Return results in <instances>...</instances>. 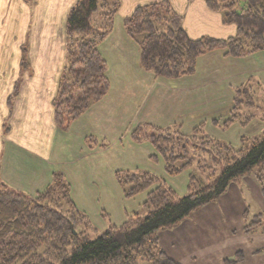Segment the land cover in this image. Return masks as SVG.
Segmentation results:
<instances>
[{
  "label": "crops",
  "instance_id": "1",
  "mask_svg": "<svg viewBox=\"0 0 264 264\" xmlns=\"http://www.w3.org/2000/svg\"><path fill=\"white\" fill-rule=\"evenodd\" d=\"M20 1L17 8L24 9L21 21L29 32L28 2ZM76 1L49 0L38 7L35 23L39 20L40 26L32 34L31 48L26 52L28 67L24 69V42L12 56L7 48V42L13 40V22L6 14L11 7L7 2L11 4L12 0H0V175L10 186L33 193L50 184L55 170L62 171L77 180L75 187L71 186L77 205L106 228L123 223L128 213L139 212L146 199V194L126 198L115 178L116 170H149L167 181L175 180L166 173L163 159L151 158L155 153L151 143L132 140L131 132L137 124H182L185 131H191L205 122L210 134L235 145L244 135L254 137L247 129L255 122L259 121L264 130L263 116H255L247 125L235 122L228 128L215 123L231 116L238 87L249 82L264 96V49L244 57L227 56L217 49L201 55L192 74L179 78L155 76L141 66L139 45L123 25L137 7L168 1L182 15V25L194 39L235 36L237 24L226 21L224 13L211 9L206 0H119L114 29L100 43L108 64L110 92L63 130L55 123L52 102L68 62L66 23ZM46 11L51 19L44 18ZM55 14L63 15L62 25L46 31V26L56 24ZM16 86L19 91L10 106ZM14 112L20 121L17 132L7 130L5 123ZM237 125L236 143L227 141L228 132ZM90 135L96 140H91L93 146L88 143ZM47 143L50 148L46 152ZM183 184L187 188L188 179ZM95 202L101 206L99 215L91 212ZM246 210L248 218L262 213L264 219V192L256 171L232 182L217 201L199 208L175 227L162 230L160 242L167 254L182 264H226L225 260L233 259L239 251L245 254L240 264H264V253L252 255L251 250L252 246L264 247V230L261 227L262 232L251 235L244 232Z\"/></svg>",
  "mask_w": 264,
  "mask_h": 264
},
{
  "label": "trees",
  "instance_id": "2",
  "mask_svg": "<svg viewBox=\"0 0 264 264\" xmlns=\"http://www.w3.org/2000/svg\"><path fill=\"white\" fill-rule=\"evenodd\" d=\"M206 2L211 9L222 11L226 21L237 24L235 36L191 38L182 25V15L168 1L139 6L124 19L126 33L139 45L145 71L179 78L194 73L199 57L207 52L222 49L227 56L244 57L264 49V0ZM118 8L119 0H77L69 11L68 62L52 102L60 129L68 130L74 120L110 92L108 64L100 43L113 31ZM26 52L24 47V69L28 67ZM18 91L16 86L10 106ZM255 99L253 84L238 87L231 116L215 123L223 128L235 122L247 125L255 115L240 110L256 107ZM131 138L136 143H151L155 149L151 158L163 159L168 175L188 170L187 192L179 194L166 178L149 170H116L115 178L125 197L146 194L143 205L148 211L128 213L122 224L91 237L87 229L95 233L97 227L77 205L63 173L60 178L55 173L54 181L65 179V185L59 182L60 186H54L53 182L34 195L11 187L0 175V264H182L163 248L162 230L175 227L199 208L217 201L232 182L258 168L264 192V137L244 135L238 147L210 134L205 122L191 131H185L182 124L161 127L142 122L134 127ZM88 139L95 140L93 135ZM60 201L69 208L67 212ZM263 220L262 213L255 215L244 232H257ZM82 226L84 231L79 230ZM244 261L243 251L225 260L226 264Z\"/></svg>",
  "mask_w": 264,
  "mask_h": 264
},
{
  "label": "rangeland",
  "instance_id": "3",
  "mask_svg": "<svg viewBox=\"0 0 264 264\" xmlns=\"http://www.w3.org/2000/svg\"><path fill=\"white\" fill-rule=\"evenodd\" d=\"M27 2H28V6H29V11H28V16H29V19L31 18V21H30V25H29V32H27L26 30H25V28H26V26H25V24L21 21V18H22V12H24V9H19L18 10V8H17V5L18 6H20V3H21V1L20 0H12V2H11V4L9 3V2H7V5H10L11 7H9L8 6V8L6 9V14H7V17L8 18H11L12 19V34H13V40L12 41H10V42H7V48L9 49V51H10V55L12 56V52H14V51H16V48H17V46L19 45V44H21L22 42H24V47L26 48V51L28 52V49L30 50V48H31V37H32V34H34L35 33V28L36 27H39L40 26V21L39 20H37L36 21V23H35V20L37 19V15H38V12H37V9H38V7L40 6V7H42V4H44V3H46V4H48L49 3V0H46V2H44L43 0H26ZM10 12H11V14H10ZM55 16V21H56V24L54 25V26H52V25H48V26H46V31H52V30H54L55 29V27H60L61 25H62V14H58V15H54ZM57 16V17H56ZM51 17V14L48 12V11H46L45 12V14H44V18L46 19V20H48L49 18ZM96 18H97V16H96ZM51 19V18H50ZM38 22V23H37ZM114 24H115V22H114ZM115 26V25H114ZM68 34V33H67ZM28 48V49H27ZM3 78L5 79L6 77H5V75H3ZM255 89H256V99H255V101H256V104H257V106L256 107H252V108H248V107H243V109L242 110H240L242 113H244V114H247V113H249V112H251V113H253L255 116H257V117H264V96H263V94H262V92L260 91V90H257V88H256V86H255ZM21 104H24V103H18V105H21ZM18 105H16V106H14V109H15V111H16V108L18 107ZM0 109H1V111H2V108H1V106H0ZM13 116H14V118H13ZM16 114H15V112L13 113V115H12V117L11 118H9L5 123H6V129L8 130V129H11V128H13L14 129V131L15 132H17V130L20 128V126H19V124H20V121H19V119L18 118H16ZM13 118V119H12ZM239 126L240 125H237V127H233L231 130H230V132H228V134H227V141H230V142H233V143H236V141H235V139H237V136H238V129L237 128H239ZM134 129V128H133ZM206 129H207V127H206ZM247 131L248 132H250L254 137H256V138H258V139H261V138H263L264 137V130L263 129H261V126H260V123H259V121H257V122H255V125H251V127H250V129H247ZM218 133V132H217ZM55 142V140L53 141V143ZM58 142V141H57ZM88 143H89V145L91 146H93L94 144H95V142H91V140L90 141H88ZM105 144V143H104ZM49 145V143H47V145H46V147H45V149L44 150H46V152L49 150L48 149V146ZM240 144H237L236 143V146H238V147H240L239 146ZM50 148V147H49ZM62 149H64V148H62ZM61 149V152H63V150ZM264 167V166H263ZM56 168V167H55ZM139 170H141V169H139ZM258 170H260L259 168L257 169V171ZM261 170H263L264 171V169H261ZM133 171H138V170H133ZM256 171V172H257ZM261 172L262 174L264 173V172ZM55 173H57V175L59 176V178L61 177L59 174H61V173H63L62 171H54L53 172V175H52V181L50 182V184L51 183H53L54 184V186L56 185V186H60V185H58V184H60V183H63V185H65V183H66V180L67 181H69L70 182V184H71V186H73V188L75 187V185H74V181H77L76 179H74V178H68V177H66V175L63 173L62 175H64V178H66V180L65 179H61V181L60 180H55L54 181V174ZM159 175V174H158ZM181 176L178 178V176L179 175H174V176H172V178L173 179H175L174 180V182H171V181H167L170 185H173L174 186V188L177 190V192L179 193V194H181V195H183V194H185L186 192H187V188L185 187V185L183 184L184 183V180H187L188 179V176H189V171L188 170H186V171H184L182 174H180ZM258 175V174H257ZM55 177H56V175H55ZM69 177H71L70 175H69ZM165 178V177H164ZM173 179H172V181H173ZM167 180V179H166ZM60 182V183H59ZM183 182V183H182ZM98 182H96V184H97ZM50 184H48L46 187H44L43 189H41V190H38V191H36V192H33V193H31V192H29V191H26V190H22V191H24V192H26V193H28V194H30V195H34V194H37L38 192H43V191H45L46 189H47V187L50 185ZM9 185V184H8ZM110 186H112L111 184H110V182L108 183V187H110ZM12 187V186H11ZM100 187V186H99ZM13 188H15V187H13ZM72 188V187H71ZM17 189V188H16ZM71 191H72V189H71ZM74 198V197H73ZM81 201H84V198L83 197H81ZM61 202V201H60ZM61 206H62V208H63V210L64 211H68L69 210V208L67 207V205L62 201L61 203ZM95 205L96 206H91V212L93 213V214H97V215H99L100 213H99V207H101V206H99V205H97V203L95 202ZM81 209V208H80ZM83 210V209H82ZM110 211V210H109ZM138 211H139V213H141V214H146L147 213V211H148V209L145 207V206H143L142 204L139 206V209H138ZM111 212V211H110ZM106 213V216H108L109 215V213L108 212H105ZM104 213V214H105ZM97 215H95L96 216V218L98 219V217H97ZM106 216H104V217H106ZM234 218H236L237 219V216H234L233 215V219ZM252 218V217H251ZM251 218H249L248 220H246V224L250 221V219ZM96 219V220H97ZM215 219L217 220L218 219V217H215ZM238 219H240V217H238ZM127 220V218L125 219V221ZM93 221V220H92ZM96 222V221H95ZM95 222L93 221V223H94V225L97 227V232H93L91 229H87V231H88V233H89V235L91 236V237H96V235H98V234H101L103 231H105L108 227H103V226H100L101 225V223L99 222V220H98V222H96V224H95ZM112 223V222H111ZM122 224V223H121ZM111 225H115V224H110V226ZM117 225H119V224H117ZM263 225H264V220H263ZM263 225H262V231L264 230L263 229ZM79 230H81V231H84L85 230V227L84 226H82V227H80L79 228ZM261 230H258L257 232L258 233H260V232H262ZM256 232V233H257ZM255 232H253V234H254ZM247 235H251V234H247ZM237 242H239V241H237ZM258 242H260V241H257V243ZM262 243L264 244V241H262ZM238 244H240V242L238 243ZM251 250H253L252 251V255H255V254H261V253H264V247H261V248H257V247H254V246H252V249ZM141 264H145V263H141Z\"/></svg>",
  "mask_w": 264,
  "mask_h": 264
}]
</instances>
